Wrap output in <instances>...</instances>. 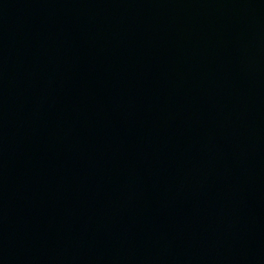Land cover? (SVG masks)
<instances>
[{"label":"water","instance_id":"95a60500","mask_svg":"<svg viewBox=\"0 0 264 264\" xmlns=\"http://www.w3.org/2000/svg\"><path fill=\"white\" fill-rule=\"evenodd\" d=\"M0 264H264V0H0Z\"/></svg>","mask_w":264,"mask_h":264}]
</instances>
